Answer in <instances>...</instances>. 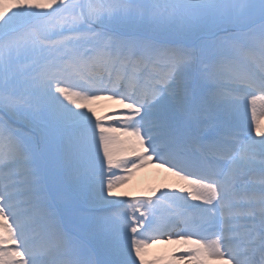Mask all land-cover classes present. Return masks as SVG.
<instances>
[{
    "label": "snow or ice",
    "instance_id": "6c2138e0",
    "mask_svg": "<svg viewBox=\"0 0 264 264\" xmlns=\"http://www.w3.org/2000/svg\"><path fill=\"white\" fill-rule=\"evenodd\" d=\"M0 264H264V0H0Z\"/></svg>",
    "mask_w": 264,
    "mask_h": 264
},
{
    "label": "bare ground",
    "instance_id": "6f19581e",
    "mask_svg": "<svg viewBox=\"0 0 264 264\" xmlns=\"http://www.w3.org/2000/svg\"><path fill=\"white\" fill-rule=\"evenodd\" d=\"M116 106L114 105H111L110 103H106V106H105V109L103 110L102 114L101 115H104L109 108H114ZM156 170L159 171L160 173V177H163L165 181H168V182H172L175 180L174 177H171V175L169 173H167L166 171L162 170V169H158L156 168L155 166H153ZM149 170H153L152 168H150ZM127 186H123L121 188L118 189V192L122 194V198H139V197H145V195L150 192L151 190L153 189H157V188H160L162 186V184H160L159 186H155L154 188H152L150 186V188L147 190V189H144V190H141V191H137L134 187V185H131L130 183L126 184ZM134 187V188H133ZM177 245H158L156 246L152 251L155 252V253H158V252H165V251H172L174 248H176Z\"/></svg>",
    "mask_w": 264,
    "mask_h": 264
},
{
    "label": "rangeland",
    "instance_id": "374dc122",
    "mask_svg": "<svg viewBox=\"0 0 264 264\" xmlns=\"http://www.w3.org/2000/svg\"><path fill=\"white\" fill-rule=\"evenodd\" d=\"M106 103L107 102H102V104L98 107L97 109L98 114L100 115L102 114L103 110L105 109ZM150 168H152L153 170H149ZM159 175H160L159 171L156 170L152 165H150L147 168L140 169L137 172H135L128 183L134 185L137 191H141L144 189L148 190L150 186L154 188L155 186H159L160 184L165 182L164 178L160 177ZM139 198H144V197H139Z\"/></svg>",
    "mask_w": 264,
    "mask_h": 264
}]
</instances>
